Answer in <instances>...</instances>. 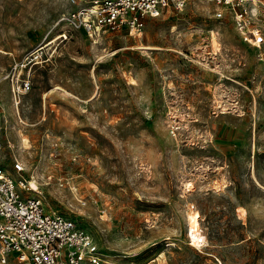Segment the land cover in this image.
<instances>
[{"label":"rangeland","instance_id":"1","mask_svg":"<svg viewBox=\"0 0 264 264\" xmlns=\"http://www.w3.org/2000/svg\"><path fill=\"white\" fill-rule=\"evenodd\" d=\"M75 8L0 0V165L106 264H264V52L208 0L98 43L59 23Z\"/></svg>","mask_w":264,"mask_h":264},{"label":"built area","instance_id":"2","mask_svg":"<svg viewBox=\"0 0 264 264\" xmlns=\"http://www.w3.org/2000/svg\"><path fill=\"white\" fill-rule=\"evenodd\" d=\"M215 5L214 17L228 19L241 40L264 52V0H208ZM76 6L59 23L71 31L84 32L94 43L121 29L141 31L147 17L165 11H181L187 0H71ZM67 37L66 33L63 34ZM31 89L27 80H14L12 93L20 98ZM0 109V150L3 132ZM14 169L26 171L16 160ZM32 191L38 196H33ZM20 175L13 177L0 165V264H106L92 235L72 219L49 210Z\"/></svg>","mask_w":264,"mask_h":264},{"label":"bare ground","instance_id":"3","mask_svg":"<svg viewBox=\"0 0 264 264\" xmlns=\"http://www.w3.org/2000/svg\"><path fill=\"white\" fill-rule=\"evenodd\" d=\"M55 40H52L49 44H52ZM142 48V47H141ZM31 184H34V180L31 181ZM201 215H199L198 212L194 213H188V224L190 227V234H191V244L195 247L202 248L204 245V241L202 234L200 232V222L199 218Z\"/></svg>","mask_w":264,"mask_h":264}]
</instances>
